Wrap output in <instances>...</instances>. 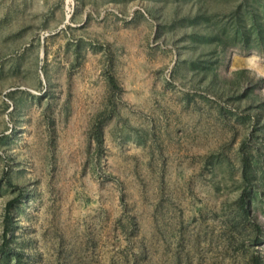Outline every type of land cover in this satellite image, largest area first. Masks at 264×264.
Here are the masks:
<instances>
[{
    "label": "rangeland",
    "instance_id": "374dc122",
    "mask_svg": "<svg viewBox=\"0 0 264 264\" xmlns=\"http://www.w3.org/2000/svg\"><path fill=\"white\" fill-rule=\"evenodd\" d=\"M240 1L0 0V246L22 194V264L217 256L244 155L264 226V50L204 37Z\"/></svg>",
    "mask_w": 264,
    "mask_h": 264
},
{
    "label": "trees",
    "instance_id": "16d2710c",
    "mask_svg": "<svg viewBox=\"0 0 264 264\" xmlns=\"http://www.w3.org/2000/svg\"><path fill=\"white\" fill-rule=\"evenodd\" d=\"M202 17H206V15H197L194 21L198 22ZM228 17V21L225 22L223 20L210 21L209 33L205 34L204 37H208L211 41L221 42L224 49L228 48V46H238L242 49H249L255 46L264 50V0H241L231 10ZM245 71L246 69L240 70V72ZM109 81L114 88L118 86L113 75L109 76ZM95 133L96 140L101 145L100 129L96 130ZM3 177L8 184L14 185L6 173ZM242 179L244 189L235 203L233 214L225 221L221 232V245L218 255L211 258H204L202 255H198L194 259L188 256L185 264H229L226 257L234 249L241 251L243 255L241 264H264V254L259 248L264 243V226L255 219L253 212L258 199H262L257 188L261 181L257 182L256 174L248 155L243 157ZM21 197L22 194L18 198L10 200L7 205L4 218L3 242L0 246V263L8 259V257H14L15 264H22L23 252L12 246L9 236L14 223L10 211Z\"/></svg>",
    "mask_w": 264,
    "mask_h": 264
}]
</instances>
